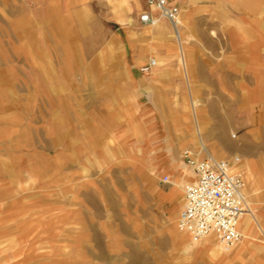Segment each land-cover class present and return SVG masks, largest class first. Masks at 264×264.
Wrapping results in <instances>:
<instances>
[{
    "label": "rangeland",
    "instance_id": "rangeland-1",
    "mask_svg": "<svg viewBox=\"0 0 264 264\" xmlns=\"http://www.w3.org/2000/svg\"><path fill=\"white\" fill-rule=\"evenodd\" d=\"M74 13L70 0H0V264H264V172L237 151L236 120L233 151L217 154V135L200 129L207 103L196 101L184 55L180 84L159 72L156 53L148 74L128 63L127 31L156 47L159 23ZM201 140L215 158H240L233 171L260 224L245 223L229 252L217 242L218 256L155 198L170 186L160 183L163 162L176 164L184 149L208 156ZM165 214L187 243L169 241Z\"/></svg>",
    "mask_w": 264,
    "mask_h": 264
},
{
    "label": "crops",
    "instance_id": "crops-1",
    "mask_svg": "<svg viewBox=\"0 0 264 264\" xmlns=\"http://www.w3.org/2000/svg\"><path fill=\"white\" fill-rule=\"evenodd\" d=\"M70 1L77 11L70 17H133L137 23L148 26L154 25L142 23L138 18L142 13H148L150 17H162L157 9L148 5L147 0ZM169 1L180 9L177 35L183 40V52L178 47L177 38L176 40L173 38L172 32L174 33L175 30L172 23L160 18L158 23L163 30L155 31V36L160 39L156 47L145 42L134 44L129 40L131 35L127 31L128 63L143 65L150 59L149 55L156 53L164 63L159 67V72L166 74L169 71V75L173 74L175 77V84H180L178 83L180 79L176 77L180 69L176 56L178 53L183 54L184 69L189 71L190 85L195 92L196 101L207 103L202 106L200 114L199 126L202 134L217 135L218 140L211 141L210 144L219 154V148L230 144V122L235 119L239 133L237 151L246 157V165L250 166L249 160L253 159L254 168L261 167L260 171L263 173L264 0ZM199 126L196 128L201 134ZM202 143H200L201 148ZM182 151L177 154L176 164L168 165L163 162L161 170L165 173L160 183L170 186L162 191L159 190L155 196L157 207L166 210L177 209V218L183 205L184 188L179 190L177 186L171 185L170 180L181 181L184 187L195 179L193 171L181 158ZM228 151L233 150H227L225 154ZM196 155L199 158L204 157L202 154ZM258 160L261 161L259 165L256 164ZM165 176L169 177V183L163 181ZM256 212L261 215L264 226V207H258ZM173 214H165L167 238L172 243L178 241L182 245V241L185 243L186 240L179 234L176 236L174 228L171 227ZM253 215L255 216L254 212ZM251 220L260 226L256 217L247 218L240 224V230L245 223L246 230H250L253 223ZM259 228L264 236V228L262 226ZM210 236L212 238L205 237L202 240H205L213 255L218 256L220 253L218 247L221 245L218 243V246L216 238Z\"/></svg>",
    "mask_w": 264,
    "mask_h": 264
},
{
    "label": "built area",
    "instance_id": "built-area-1",
    "mask_svg": "<svg viewBox=\"0 0 264 264\" xmlns=\"http://www.w3.org/2000/svg\"><path fill=\"white\" fill-rule=\"evenodd\" d=\"M147 3L178 31L180 9L177 5L169 0H147ZM158 19L148 13L140 17L142 23L151 25L157 24ZM156 66L157 60L150 58L139 71L148 74ZM181 158L195 179L184 186L183 205L176 222L178 230L190 235L194 242L214 235L225 251L231 250L242 236L241 218L252 213L243 175L233 171L240 158L225 160L206 156L200 159L190 149H184ZM163 181L169 183V177L165 176Z\"/></svg>",
    "mask_w": 264,
    "mask_h": 264
},
{
    "label": "bare ground",
    "instance_id": "bare-ground-1",
    "mask_svg": "<svg viewBox=\"0 0 264 264\" xmlns=\"http://www.w3.org/2000/svg\"><path fill=\"white\" fill-rule=\"evenodd\" d=\"M160 21V18L158 19V22ZM154 25H156V24H154ZM160 28V27H159ZM177 40H178V42H179V44H182V42H181V37L179 36V35H177ZM195 104V103H194ZM195 106V105H194ZM200 131V130H199ZM199 133V132H198ZM200 137V136H199ZM223 137H221V139H222ZM202 142V141H201ZM202 148L201 149H204L205 150V152L207 153V155L208 156H212V157H214L213 156V154H212V152L210 151V150H208L207 149V147H206V145L204 144V143H202ZM227 147L228 148H233V145L232 144H229V145H227ZM227 147H224V146H222V150H223V152H222V156L225 154V152L227 151ZM170 182H172V179L170 180ZM247 218H255V216L253 215V212L250 214V216H245V217H242L241 218V220H240V223H242V221H244L245 219H247ZM209 238H212V236H208ZM204 239V238H203ZM241 239H242V236H241ZM240 239V240H241ZM207 243V242H206ZM219 248V247H218ZM230 251V250H229ZM218 253V252H217ZM133 262V261H132Z\"/></svg>",
    "mask_w": 264,
    "mask_h": 264
}]
</instances>
